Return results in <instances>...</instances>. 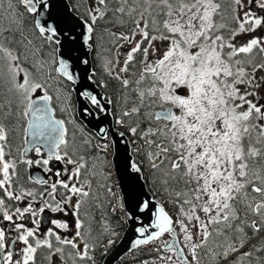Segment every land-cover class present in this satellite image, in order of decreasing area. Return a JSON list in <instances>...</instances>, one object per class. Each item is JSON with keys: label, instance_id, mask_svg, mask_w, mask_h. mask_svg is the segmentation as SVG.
<instances>
[{"label": "snow or ice", "instance_id": "obj_1", "mask_svg": "<svg viewBox=\"0 0 264 264\" xmlns=\"http://www.w3.org/2000/svg\"><path fill=\"white\" fill-rule=\"evenodd\" d=\"M122 224L132 264H264V0H0V264Z\"/></svg>", "mask_w": 264, "mask_h": 264}, {"label": "water", "instance_id": "obj_2", "mask_svg": "<svg viewBox=\"0 0 264 264\" xmlns=\"http://www.w3.org/2000/svg\"><path fill=\"white\" fill-rule=\"evenodd\" d=\"M55 2L60 5H63L64 3H70L69 0H55ZM58 11H62V8L58 9ZM87 119L89 118L85 117V120ZM134 238V234L131 232L127 225V228L123 233L121 239L116 245L111 248L110 252L107 254L102 264H118L119 261L125 257V253L127 252L129 245Z\"/></svg>", "mask_w": 264, "mask_h": 264}, {"label": "trees", "instance_id": "obj_3", "mask_svg": "<svg viewBox=\"0 0 264 264\" xmlns=\"http://www.w3.org/2000/svg\"><path fill=\"white\" fill-rule=\"evenodd\" d=\"M69 2H71V0H69ZM115 220H116V217H113V218H112V222H113V225H114V226H115ZM126 228H127V224H122V225H120V226H117L116 230L120 233V236H119L118 242H119V240L121 239V237H122L123 233L125 232ZM118 242H117V243H118ZM110 250H111V248L108 250V253L110 252ZM105 257H106V256H105ZM105 257H103V258L99 257V264H102V263H103ZM130 263H131V262H129V260H128V261H126L125 264H130Z\"/></svg>", "mask_w": 264, "mask_h": 264}, {"label": "built area", "instance_id": "obj_4", "mask_svg": "<svg viewBox=\"0 0 264 264\" xmlns=\"http://www.w3.org/2000/svg\"><path fill=\"white\" fill-rule=\"evenodd\" d=\"M129 259H131V254H128L123 259H121L118 264H125Z\"/></svg>", "mask_w": 264, "mask_h": 264}, {"label": "rangeland", "instance_id": "obj_5", "mask_svg": "<svg viewBox=\"0 0 264 264\" xmlns=\"http://www.w3.org/2000/svg\"><path fill=\"white\" fill-rule=\"evenodd\" d=\"M98 262H99V256H98ZM129 262H131L130 264H132V258L129 259ZM99 264V263H98Z\"/></svg>", "mask_w": 264, "mask_h": 264}, {"label": "flooded vegetation", "instance_id": "obj_6", "mask_svg": "<svg viewBox=\"0 0 264 264\" xmlns=\"http://www.w3.org/2000/svg\"><path fill=\"white\" fill-rule=\"evenodd\" d=\"M99 263V262H98Z\"/></svg>", "mask_w": 264, "mask_h": 264}]
</instances>
